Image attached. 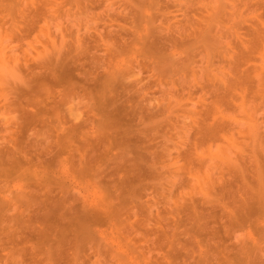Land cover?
I'll list each match as a JSON object with an SVG mask.
<instances>
[{
    "label": "rangeland",
    "instance_id": "374dc122",
    "mask_svg": "<svg viewBox=\"0 0 264 264\" xmlns=\"http://www.w3.org/2000/svg\"><path fill=\"white\" fill-rule=\"evenodd\" d=\"M0 264H264V0H0Z\"/></svg>",
    "mask_w": 264,
    "mask_h": 264
}]
</instances>
